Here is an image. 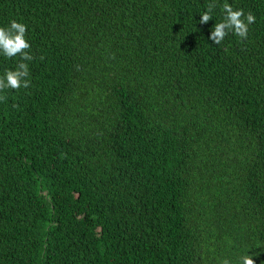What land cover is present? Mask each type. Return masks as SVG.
Instances as JSON below:
<instances>
[{"label": "trees", "instance_id": "16d2710c", "mask_svg": "<svg viewBox=\"0 0 264 264\" xmlns=\"http://www.w3.org/2000/svg\"><path fill=\"white\" fill-rule=\"evenodd\" d=\"M208 3L0 0L34 57L0 103V264H264V0L220 46Z\"/></svg>", "mask_w": 264, "mask_h": 264}, {"label": "clouds", "instance_id": "9594fccd", "mask_svg": "<svg viewBox=\"0 0 264 264\" xmlns=\"http://www.w3.org/2000/svg\"><path fill=\"white\" fill-rule=\"evenodd\" d=\"M219 8L220 19H216ZM200 24H207L214 20L210 30L209 40L221 45L229 36H236L240 40H247L250 27L257 22V16L251 11L235 6L234 0H209L207 7L200 13ZM32 42L29 36V26L23 20L12 19L8 24H0V57L13 60L19 57L14 67L0 72V103H5L9 91L28 89L32 85L31 63L34 59ZM254 255L250 251L239 254L235 260L224 258L220 264H256Z\"/></svg>", "mask_w": 264, "mask_h": 264}]
</instances>
